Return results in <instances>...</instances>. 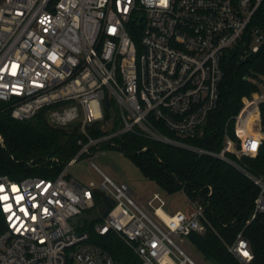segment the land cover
I'll return each instance as SVG.
<instances>
[{"label": "built area", "instance_id": "1", "mask_svg": "<svg viewBox=\"0 0 264 264\" xmlns=\"http://www.w3.org/2000/svg\"><path fill=\"white\" fill-rule=\"evenodd\" d=\"M263 2L0 0V102L19 121L55 105L47 112L48 122L76 124L82 135L78 152L56 176H0V264H118L76 228L78 218L93 210L101 217L95 232L116 233L141 264H195L175 239L213 230L203 204L187 198L188 212L169 214L165 200L153 193L149 216L126 183L114 182L96 166L99 185L67 178L79 158L93 147L114 145L124 133L231 164L258 188L246 224L264 215V178L227 156L257 155L264 138V93L241 98L231 117L233 135L225 131L218 153L161 131L179 138L202 133L217 105L225 52L238 49L242 57L264 44V32L250 26ZM92 128L104 134L93 137ZM45 161L59 162L55 157ZM98 196L107 206L97 204ZM227 249L240 264L253 258L243 230Z\"/></svg>", "mask_w": 264, "mask_h": 264}, {"label": "trees", "instance_id": "2", "mask_svg": "<svg viewBox=\"0 0 264 264\" xmlns=\"http://www.w3.org/2000/svg\"><path fill=\"white\" fill-rule=\"evenodd\" d=\"M250 26L264 32V2L252 17ZM137 39L135 37L136 42ZM241 54L238 49L225 52L217 105L208 115L201 134L194 138H179L163 128L161 131L203 150L220 152L225 131L231 137L233 135L231 117L240 109L241 98L259 91L264 78V44L255 53L247 52L242 57ZM7 105L0 102V176L12 180L56 176L80 148L77 144L82 138L79 127L76 124H50L47 112L55 105L43 108L33 118L23 121L12 118ZM260 116L264 134V103L260 106ZM90 134L98 137L104 131L92 128ZM108 145L127 155L140 174L166 194L182 192L187 198L203 204L213 230L208 227L204 234L191 233L188 238L207 260L214 264H240L227 245L232 244L236 234L243 230L253 254L248 264H264V215L246 224L258 188L243 173L221 159L134 133H124L115 139L114 145ZM227 156L255 176L264 178V138L254 157ZM51 157L59 162L45 161ZM99 202L106 205L100 196L97 204ZM93 213L94 210L86 211L78 218L77 230L87 232L89 242L108 253L116 263L141 264L135 252L116 233L109 231L100 235L95 232L94 225L101 217Z\"/></svg>", "mask_w": 264, "mask_h": 264}, {"label": "rangeland", "instance_id": "3", "mask_svg": "<svg viewBox=\"0 0 264 264\" xmlns=\"http://www.w3.org/2000/svg\"><path fill=\"white\" fill-rule=\"evenodd\" d=\"M262 80L260 91L264 93V78ZM94 166L114 182L126 183L137 205L149 216L153 214L152 210L147 207V201L153 193H158L165 200L164 210L169 214L176 210L188 212L190 209L188 199L182 192L166 194L156 184L144 178L127 155L108 144L100 145L94 150L91 149L88 155L79 158L69 167L67 178H75L82 183L93 181L99 185L102 175ZM175 242L195 264H214L203 256L187 236H180L175 239Z\"/></svg>", "mask_w": 264, "mask_h": 264}, {"label": "bare ground", "instance_id": "4", "mask_svg": "<svg viewBox=\"0 0 264 264\" xmlns=\"http://www.w3.org/2000/svg\"><path fill=\"white\" fill-rule=\"evenodd\" d=\"M158 213H159V214H160L162 217H164V218H165V216H166V215L164 214V212H163V211L159 210V211H158Z\"/></svg>", "mask_w": 264, "mask_h": 264}, {"label": "snow or ice", "instance_id": "5", "mask_svg": "<svg viewBox=\"0 0 264 264\" xmlns=\"http://www.w3.org/2000/svg\"><path fill=\"white\" fill-rule=\"evenodd\" d=\"M0 189H2V186H0ZM13 189L15 190V186H13ZM3 199H8V197L7 196H5V197H3ZM21 199H22V197H21Z\"/></svg>", "mask_w": 264, "mask_h": 264}]
</instances>
